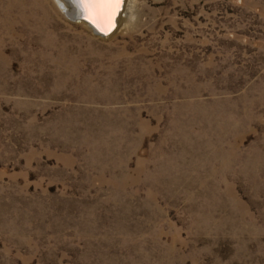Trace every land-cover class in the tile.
<instances>
[{"label":"rangeland","instance_id":"374dc122","mask_svg":"<svg viewBox=\"0 0 264 264\" xmlns=\"http://www.w3.org/2000/svg\"><path fill=\"white\" fill-rule=\"evenodd\" d=\"M31 1L0 22V264H264V164L208 145L227 107L264 158V0H129L110 37Z\"/></svg>","mask_w":264,"mask_h":264},{"label":"bare ground","instance_id":"6f19581e","mask_svg":"<svg viewBox=\"0 0 264 264\" xmlns=\"http://www.w3.org/2000/svg\"><path fill=\"white\" fill-rule=\"evenodd\" d=\"M41 5L35 3L34 1H31L32 6H39L42 8H45V5L48 4L47 0H38ZM55 2L61 7L63 12H65L66 15H68L70 18H73L74 20L78 22H82L86 26L92 29L91 25L83 19V14L81 11H79V8L75 4L76 0H55ZM24 3V0H0V22H12L13 16H15L20 10L22 9V4ZM130 3L129 0H124L123 4L120 6L117 15L119 14V18L117 15L115 16L113 26L111 29H108V26L106 22L103 20H99V26L101 29H103L104 33H101L100 35H103L104 37H110L112 36L117 29H114V26L116 25L117 21L119 20L121 23H123L124 19L130 15ZM123 8V9H122ZM120 9H122L120 11ZM119 23V26L120 24ZM37 30H39V33L46 34L47 29L42 27L40 24L37 26ZM95 34H98L94 32ZM64 53L62 52L59 55V59L63 61ZM198 99V98H197ZM193 106H198V108L203 109V113H201L202 118H209L212 116V114L208 113L209 111H213L208 106L204 108V103L201 99L198 101L190 102ZM214 105H220L217 103V101L214 102ZM205 109V110H204ZM217 111H223L224 113H217L213 112L216 119H219L213 123L215 125V128H213L214 133H217L216 135V141L214 140H208V145L211 146L214 149V152L217 154H221V167L222 168H230L233 166L235 162H240L243 167L247 168L251 171L254 169L257 170L258 166L260 164H264V158H261L260 155L255 156H243L242 152L239 151V145L241 144V141L243 140L245 134L248 132L247 124L252 120L253 118L251 115L247 116L244 119V122H242L241 126L242 128L239 130H230L229 134L227 133L226 125H229L232 122L229 120H226L228 118V110L227 107L220 108ZM229 117H232V115H229ZM233 126V125H232ZM238 123H236L237 127ZM203 132V131H202ZM202 132L198 135L202 134ZM232 139V140H231ZM239 149V150H238ZM256 177H259V174L256 173Z\"/></svg>","mask_w":264,"mask_h":264},{"label":"snow or ice","instance_id":"6c2138e0","mask_svg":"<svg viewBox=\"0 0 264 264\" xmlns=\"http://www.w3.org/2000/svg\"><path fill=\"white\" fill-rule=\"evenodd\" d=\"M123 2L124 0H76V3L86 11V18L92 20L93 23L103 20L109 30Z\"/></svg>","mask_w":264,"mask_h":264},{"label":"water","instance_id":"95a60500","mask_svg":"<svg viewBox=\"0 0 264 264\" xmlns=\"http://www.w3.org/2000/svg\"><path fill=\"white\" fill-rule=\"evenodd\" d=\"M75 4L77 5L78 8L80 7L76 2H75ZM122 9H123V8H122ZM122 9H120V11H121ZM79 11L82 12V14H83V19L86 20V21L91 25V27L93 28L94 32L98 33V35H100L101 33H104V31H103V30L100 28V26H99V23H100L99 20H97L96 23H93L92 20L86 18V17H87V13H86V11H85L84 9H82V8L80 7V8H79ZM117 17L119 18V14L117 15ZM72 19H73V18H72ZM117 27H118V21H117L116 25L114 26L113 30H114V29H117ZM102 36H103V35H102Z\"/></svg>","mask_w":264,"mask_h":264}]
</instances>
